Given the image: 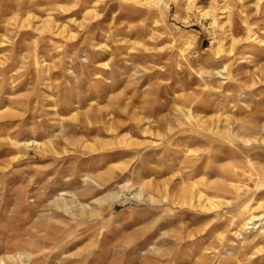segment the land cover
<instances>
[{
  "label": "rangeland",
  "instance_id": "1",
  "mask_svg": "<svg viewBox=\"0 0 264 264\" xmlns=\"http://www.w3.org/2000/svg\"><path fill=\"white\" fill-rule=\"evenodd\" d=\"M165 2L0 0V264H264V0Z\"/></svg>",
  "mask_w": 264,
  "mask_h": 264
},
{
  "label": "bare ground",
  "instance_id": "2",
  "mask_svg": "<svg viewBox=\"0 0 264 264\" xmlns=\"http://www.w3.org/2000/svg\"><path fill=\"white\" fill-rule=\"evenodd\" d=\"M153 2H155L157 5H159V6H161V5H165V0H152ZM188 1H190V0H188ZM223 3H224V8H227V7H229V5L231 4V2H230V0H223ZM223 7V6H222ZM223 9V8H222ZM202 17H208V16H211V21L213 22L215 19H214V16H212V14H210V12H202ZM226 18H228V17H226ZM227 20V19H226ZM228 21H229V18H228ZM231 21V20H230ZM228 23V22H227ZM226 24V23H225ZM224 26V25H223ZM222 25H221V28L223 27ZM231 26H233L232 24H231ZM224 28V27H223ZM235 28V27H234ZM227 29V28H226ZM228 30H230V29H228ZM264 207V206H263ZM253 214V213H252ZM251 217H252V219H253V221H257V222H259V220L261 219L262 220V218H261V216H252L251 215ZM260 220V221H261ZM264 220V219H263ZM263 228V227H262Z\"/></svg>",
  "mask_w": 264,
  "mask_h": 264
}]
</instances>
